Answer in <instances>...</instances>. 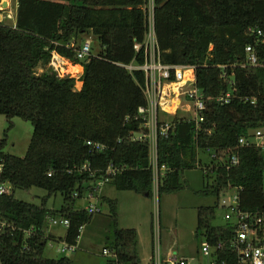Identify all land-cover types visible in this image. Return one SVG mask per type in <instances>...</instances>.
<instances>
[{
	"label": "trees",
	"instance_id": "16d2710c",
	"mask_svg": "<svg viewBox=\"0 0 264 264\" xmlns=\"http://www.w3.org/2000/svg\"><path fill=\"white\" fill-rule=\"evenodd\" d=\"M143 6L144 0H18L16 25L0 22V115L9 129L15 118L34 127L24 157L5 152L8 131L0 141V184L12 190L0 194V264H74L44 257L52 238L47 221L68 219L65 243L76 245L94 217L77 205L88 193L98 195L95 186L110 167L116 175L109 184L117 191L153 196L149 143L133 140L146 132L138 117L147 106L146 77L124 67L145 62L144 52L134 49L148 30ZM251 29L264 35V0H155L161 60L195 67L206 107L203 122L176 118L169 133L159 135V194L182 189L183 173L199 168L207 192L237 190L243 212L264 211V146L250 134L264 127V68L248 67L246 53L252 46L263 60L264 36ZM87 36L97 39L101 52L81 64L78 91L77 80L59 77L49 62L57 51L79 64ZM228 95L227 103L221 100ZM201 151L211 153L210 163L203 164ZM34 187L48 193L41 206L15 198L16 190ZM58 193L64 205L50 210L48 199ZM103 200L114 228L107 250L116 256L106 264H141L137 232L119 228L117 201ZM215 220V209H199L196 236L213 247L232 235L230 224L215 227Z\"/></svg>",
	"mask_w": 264,
	"mask_h": 264
},
{
	"label": "rangeland",
	"instance_id": "374dc122",
	"mask_svg": "<svg viewBox=\"0 0 264 264\" xmlns=\"http://www.w3.org/2000/svg\"><path fill=\"white\" fill-rule=\"evenodd\" d=\"M7 1V0H3ZM11 1V0H9ZM7 23V22H6ZM92 42V53L101 52L97 39L93 36L84 38ZM136 65V64H135ZM78 78V77H76ZM164 120L170 121L172 117L159 114ZM13 126L9 129L5 116L0 115V141L7 133V146L5 152L17 157H24L28 151L34 127L31 123L20 118L12 121ZM257 132H262L263 137L256 139ZM253 142L258 146H264V127L252 130ZM203 164L210 163L213 157L208 151L200 152ZM182 189L159 194L157 182L154 184L152 197L137 194L133 191H117L112 185H107L100 192L101 213L94 215L93 219L81 229L79 248L75 252H62L66 245L67 228L54 227L50 220L47 221L46 234L52 237L48 240L44 257L48 259L69 258L74 264H106L109 256L104 255L107 251L109 239H112L114 228L109 206L103 197L116 200L118 203L119 228L132 229L140 236L142 250L139 258L141 264H150L156 257L188 260L190 264H209L206 258L200 254L201 241L197 238L199 224V209L210 208L216 211L215 227L226 226L225 213L228 208L221 206L222 201L228 205L236 198L237 190H231L219 196L206 191L204 172L201 169L186 170L182 176ZM11 190V187H9ZM12 191V190H11ZM15 198L41 206L48 193L39 188L28 191L16 190ZM94 200H82L77 206L85 208L94 204ZM64 205L63 196L58 193L48 199L47 207L50 210L59 211ZM229 210V209H228ZM153 258V259H152ZM151 259V261H150Z\"/></svg>",
	"mask_w": 264,
	"mask_h": 264
},
{
	"label": "built area",
	"instance_id": "2783aa9c",
	"mask_svg": "<svg viewBox=\"0 0 264 264\" xmlns=\"http://www.w3.org/2000/svg\"><path fill=\"white\" fill-rule=\"evenodd\" d=\"M143 12L147 19L148 30L144 42L136 44L134 49L136 52H144L145 62L143 65L131 64L124 67L130 72L142 71L146 77L145 94L147 97V106L140 107L138 110V117L143 121V128L146 132L136 135L133 140L138 142L146 141L149 143L151 162L154 165L155 171V182H157L158 186V137L159 135L166 136L173 126V122H167L162 119L159 114L176 115L179 109L176 99L184 98L191 105V108L188 111L193 112L194 116L181 119L192 120L199 123L204 121V111L206 107L203 95L196 87L195 67L167 65L161 60L155 31V0H144ZM249 33L258 36L259 38H263L264 36L262 31L259 30L251 29L249 30ZM262 43L264 44V40ZM246 53L248 55V67L264 68V59L262 60L259 57V53L254 47L248 46L246 48ZM92 55H94L92 53V42L86 40L81 44L77 51L76 59L79 62L77 65L86 62V60ZM70 65L76 64L60 55L57 51L52 52L49 67L59 77H72L67 72V67ZM228 99L229 95L221 100L227 103L229 101ZM262 137V132H257L255 135L256 139H261ZM240 143L244 145L247 141L241 139ZM88 145L91 146V142H89ZM96 148L104 150V146L97 145ZM231 163L233 166H237L239 160L236 157H233ZM82 170H89L88 165H85ZM115 175L116 170L110 167L106 171V175L103 179L96 184L95 190L101 192ZM10 192L11 190L8 185L0 184V194H10ZM155 192H158V187ZM74 197L79 198V194L76 193ZM87 199L94 200L95 203L89 204L84 209L92 215L101 213L99 197L92 193H88L83 200ZM221 206L229 209H227L225 213V220L232 228V235L226 244L221 243L214 247L211 246L207 240H204L201 243V256L206 258L209 264H264V211L243 212L239 208L238 193L230 205L224 200L221 202ZM50 223L54 227H64L67 229L70 227V221L68 219L53 218L50 219ZM79 239L76 245H68L66 243L62 252L77 251L79 248ZM104 255H110L109 259L116 258L114 254L107 251H104ZM223 255L225 256L223 257ZM153 264L190 263L188 260L175 259L172 257L162 260L158 256L155 261L153 260Z\"/></svg>",
	"mask_w": 264,
	"mask_h": 264
},
{
	"label": "crops",
	"instance_id": "0c3cea01",
	"mask_svg": "<svg viewBox=\"0 0 264 264\" xmlns=\"http://www.w3.org/2000/svg\"><path fill=\"white\" fill-rule=\"evenodd\" d=\"M2 2H6L7 6L5 8V7H3L2 4H0V15L2 18L0 22H4L8 26H15L16 22H17L18 0H11V1L1 0V3ZM76 68H79L80 72L75 71ZM39 70L42 71L41 68ZM67 72L72 77H74V78L78 77L81 79V77L83 76V73H84V68L81 65H70L67 67ZM80 79L76 78V80H77L76 89L78 91H80L82 89V86H83V83L80 81ZM176 103H178V106H179L178 112L176 115H166V116L172 117V119L170 121L166 120L167 122H173V120H175L176 118H191L194 116L193 112L188 111L191 108V105L189 104V102L187 100H185L184 98H178V99H176ZM163 115H165V114H163ZM106 198H108V197H106ZM139 250L141 253L142 245H141L140 236H138V253H139ZM168 258H171V256H168L165 259H168ZM165 259L163 258V260H165ZM150 261H151V259H150ZM150 264H152V261Z\"/></svg>",
	"mask_w": 264,
	"mask_h": 264
},
{
	"label": "water",
	"instance_id": "95a60500",
	"mask_svg": "<svg viewBox=\"0 0 264 264\" xmlns=\"http://www.w3.org/2000/svg\"><path fill=\"white\" fill-rule=\"evenodd\" d=\"M0 4H2L3 7H5V8H6V6H7V3H6V2H2V3H1V0H0ZM1 19H2V18H1V15H0V21H1ZM147 197H148V195H147Z\"/></svg>",
	"mask_w": 264,
	"mask_h": 264
},
{
	"label": "bare ground",
	"instance_id": "6f19581e",
	"mask_svg": "<svg viewBox=\"0 0 264 264\" xmlns=\"http://www.w3.org/2000/svg\"><path fill=\"white\" fill-rule=\"evenodd\" d=\"M75 71H78V72H80V69H79V68H76V69H75Z\"/></svg>",
	"mask_w": 264,
	"mask_h": 264
}]
</instances>
